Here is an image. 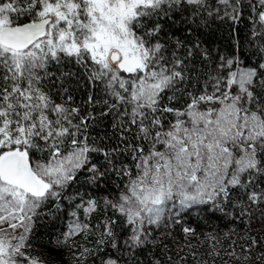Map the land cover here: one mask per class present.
Wrapping results in <instances>:
<instances>
[{"label": "snow or ice", "instance_id": "snow-or-ice-1", "mask_svg": "<svg viewBox=\"0 0 264 264\" xmlns=\"http://www.w3.org/2000/svg\"><path fill=\"white\" fill-rule=\"evenodd\" d=\"M217 4L0 0V264H42L29 235L42 209L65 201L73 217L106 214L80 264H142L138 254L159 246L154 232L193 211L264 222V0H248L247 44L244 0ZM177 20L189 34L227 24L230 50L214 58L199 40L169 36ZM72 80L88 90L80 103ZM106 118L112 131L94 135ZM88 230L77 218L66 237ZM187 256L207 264L195 251L180 264Z\"/></svg>", "mask_w": 264, "mask_h": 264}, {"label": "trees", "instance_id": "trees-1", "mask_svg": "<svg viewBox=\"0 0 264 264\" xmlns=\"http://www.w3.org/2000/svg\"><path fill=\"white\" fill-rule=\"evenodd\" d=\"M207 2L212 8H216L218 6L217 0H207ZM247 5L248 0H244V19L242 23L238 25L239 38L244 40L245 44H247V40L250 38V31L252 28L249 17L253 15L251 9ZM169 24H171V21H169ZM185 27L186 25L180 24L179 20H177L174 27L165 25V31L169 33V36L175 32L177 37L183 38L187 36L192 41L199 40L203 47H206L212 51L214 58L216 56L217 50H219V52L222 54H227L230 50V45L233 43L228 30V25L221 24L219 21H217V23L212 26V29H205L203 34H198L195 32L189 34L187 31H176V29H184ZM246 50L248 49L246 48ZM177 55H184V49L178 50ZM199 59L200 58L198 56L195 58L197 66H199ZM255 60L256 58L253 57L251 62L255 63ZM50 70L54 71L55 69L53 68ZM70 83L72 84V94L74 95L77 103H80L82 99L87 98L88 90H86L83 86L78 85L76 80H72ZM57 102H59V100H57ZM169 119H171V116H169ZM110 125L111 119L106 118L103 127L95 129L93 134H103L105 130L111 132L112 130ZM121 159H123V157H121ZM93 162L103 163V158L96 156L94 157ZM116 183H118V181L113 180V186ZM85 191V188H80L81 193ZM74 192L75 188L69 189V194H74ZM89 195L103 197L106 195V193L89 190ZM68 204L69 201H65L64 206L58 212L55 210L50 211L51 205H49L48 208L42 209V214L35 221L29 239L33 240L37 244L51 246L54 243L56 237L58 238L60 234H63L66 226V220L73 211V209L69 207ZM79 212L82 213L83 210H80ZM220 215L221 214L217 213L216 216L209 217L193 211L184 215L179 223L169 224L167 227L161 226L160 229L154 232L156 243L159 246L139 253L138 257L140 261L142 264H148L149 259L155 255L160 257L163 261H165V264H167L168 257L171 256L172 264H175L181 255L180 253L183 249L182 247L186 246L184 243L191 239L185 235L183 231L185 227L194 229L195 235H206L210 237L216 236L219 240L217 245H219V243L223 244L231 242L236 246L249 244L252 237H255L258 244L264 241V222H261L259 213H257L256 219L252 220L251 222H249L247 217L229 222L228 218H218ZM87 217L90 227H93L95 223H101L106 218V214L102 209H97L95 212L87 214ZM226 233L228 234L227 236L225 235ZM88 239L92 241L90 244V250H95L97 237L93 238L89 235ZM107 251L108 250L105 249V252ZM105 252L99 253V255H104ZM94 260L96 261V256H94ZM59 264L67 263L65 261H61ZM187 264L192 263H190L189 260Z\"/></svg>", "mask_w": 264, "mask_h": 264}, {"label": "rangeland", "instance_id": "rangeland-1", "mask_svg": "<svg viewBox=\"0 0 264 264\" xmlns=\"http://www.w3.org/2000/svg\"><path fill=\"white\" fill-rule=\"evenodd\" d=\"M71 213L66 220L63 234H60L58 238L56 237L51 246L37 244L28 238V242L31 245L28 249V254L40 260L42 264H59L61 261H65L67 264H80L79 253L85 248L90 250L92 241L88 239V236L90 235L93 238L98 237V232L101 230L102 225L101 223H95L88 231L77 232L66 237V234L70 231V225L75 223L77 218L80 223H87L90 226L87 214L78 211L77 217H73ZM98 225L101 227L98 228ZM185 235L191 239L184 243L186 246L182 247L180 257L185 256L190 251H195L197 256L201 257L207 264H264V241L260 244L253 245L250 249L249 244L236 246L232 242L219 243V245L216 244L215 248H213V241L210 236ZM187 245H191L192 247L189 248ZM210 252L218 254L209 255ZM229 253H234V255H230ZM245 257L247 258L245 259ZM179 258L175 264H180ZM189 260L190 263L194 264L191 256H187L184 264H187ZM83 264H99V259L96 257L95 261L94 256H89L84 260Z\"/></svg>", "mask_w": 264, "mask_h": 264}]
</instances>
